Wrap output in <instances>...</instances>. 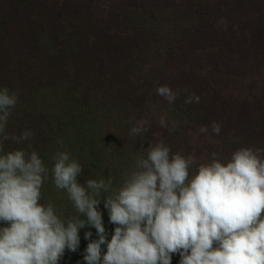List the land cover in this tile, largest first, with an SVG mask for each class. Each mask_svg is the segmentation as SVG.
<instances>
[{
    "label": "rangeland",
    "instance_id": "obj_1",
    "mask_svg": "<svg viewBox=\"0 0 264 264\" xmlns=\"http://www.w3.org/2000/svg\"><path fill=\"white\" fill-rule=\"evenodd\" d=\"M1 8L10 14L0 13V88L19 93L6 131L21 135L22 120L36 109L33 120L55 132L60 110L85 115L80 128L90 148L70 155L84 176L93 169L98 181L115 175L121 186L137 153L161 140L172 153L192 155L193 168L214 152L227 161L241 147L264 150V0H0ZM163 85L177 94L173 103L157 94ZM193 94L200 102L185 104ZM43 111L52 116L42 118ZM140 121L148 131L131 136ZM54 188L48 179L45 193ZM86 247L79 245L82 256ZM180 259L173 254L172 264Z\"/></svg>",
    "mask_w": 264,
    "mask_h": 264
},
{
    "label": "clouds",
    "instance_id": "obj_2",
    "mask_svg": "<svg viewBox=\"0 0 264 264\" xmlns=\"http://www.w3.org/2000/svg\"><path fill=\"white\" fill-rule=\"evenodd\" d=\"M168 103L177 94L168 86L156 89ZM18 91L0 88V264H60L65 250L77 251L80 230L89 243L86 264H264V150L241 147L222 161L212 153L209 162L193 168L195 158L172 153L163 140L137 153L134 169L125 173L121 186L109 193L112 180L78 177L83 169L64 150L52 157L56 188L67 193L78 215L63 221L51 203H41V189L49 169L33 150L4 151V143L21 144L30 130L9 135L6 126L18 102ZM185 104L199 103L190 95ZM146 121L130 130L146 133ZM159 123L168 126L164 116ZM172 122L169 131H175ZM218 135L221 125L211 124ZM201 134L208 132L201 126ZM63 147V141H57ZM31 147V145H29ZM103 203L115 225L111 239L98 206ZM81 216L86 219H81ZM102 245L106 252L102 254Z\"/></svg>",
    "mask_w": 264,
    "mask_h": 264
},
{
    "label": "trees",
    "instance_id": "obj_3",
    "mask_svg": "<svg viewBox=\"0 0 264 264\" xmlns=\"http://www.w3.org/2000/svg\"><path fill=\"white\" fill-rule=\"evenodd\" d=\"M18 3L20 4L21 2H18ZM1 4H4V2H2ZM22 5L19 6V8L26 10V8ZM30 11L33 12L32 10H30ZM1 12L5 14L4 15L5 17H8L7 14H10L9 12H6L4 8L0 9V13ZM3 24H4V26H1ZM5 25H6L5 20L0 17V35L3 32V30H4V32L6 31ZM1 28L3 29L2 32H1ZM60 111H61V113L59 112L58 116L63 114L64 120L62 121L60 127L58 129H56V132H55V127H54L55 125L54 124L45 123L43 120H41L39 122L37 120H33L39 116L38 113H40V115H41V111H38L36 109V113H34L33 119H31L30 117H26L22 120L23 128L21 129V132H20L22 134L24 130H30V128H32L33 125L29 126V122L31 120H33L35 126H37V127H36V129H34L35 133L32 132V134H33L32 137L29 140L24 141L21 144H16L12 141H6L4 143V151L8 152V151H14V150H18V149L27 150V151L28 150L29 151L35 150L39 156L41 154H44L45 160H46V155L48 154V160L50 162L48 165L46 163L45 166L49 169V174H48L47 179L44 181L42 189H41L42 199L40 202L45 203V204L51 203L49 196L52 194L54 196V198L57 199L51 203L54 207V210L56 211L57 215L60 217L61 220L67 221L69 218L78 215L76 209L73 206V202L71 200H69L67 193L63 190L56 188V187L54 189H51L49 191V194L48 193L46 194L44 191V186L46 184V181L48 179L52 178L51 169H52L53 164H54L52 157L57 150L67 151L71 155L72 152H83L86 148H90V147H84L85 142H86V138H87V135H86L87 133H85L81 129V128L85 129V126H84L85 115H81V114L77 115L76 113H73V112L68 113L67 110H65V109H62ZM42 115H43L42 118H50L52 116L48 111H43ZM17 118H18V116H17ZM11 123H12V121L7 123L8 127H10ZM75 127H77L79 129L78 136L80 138L78 136L74 137L75 135H77V130L75 129ZM46 129L51 130V132H48ZM8 131H9V129L7 130V133H8ZM169 133H170V136H172L174 133H177V131L176 132H169ZM59 140L63 141V147L62 148H61V145L57 143V141H59ZM29 145H31V147H29ZM90 153L92 154L93 152L90 151ZM82 169H83V167H82ZM94 171L95 170H93V169H90L88 171L91 174V176H84L85 174H84V172H82V174L78 177V182L83 185L85 183V180L95 179L94 177L100 176V174H96V173H94ZM106 172L107 171H105V172L101 171L100 173L102 176H104L105 174H107ZM92 176H94V177H92ZM110 179L112 180V187L109 190V193H106L107 195L111 194L112 191H115L116 189H118L120 187V185H118L117 176L113 175ZM96 180H98V179H96ZM102 203H103V197L101 198V203L98 206V210L102 212L104 226L108 227V226H106V220H105L106 211L104 208L101 207ZM81 219H86V217L81 216ZM107 224H110V222ZM110 226H113L110 228V231L113 228V233H114L115 225L110 224ZM106 230H107V228H106ZM88 231L92 232V237H91L92 240L98 239L97 234H96V229L91 227V226H86L85 228H82L80 230V233H79L80 240L83 241V242H80V245H84V246L88 245L89 240L85 239V233ZM108 239L109 240L111 239V235H108ZM80 250L81 249L78 248L77 251H75L73 253L71 250L66 249L63 257L60 260V264H84V262H85L84 257L80 254ZM103 252H106V245H102V254H103ZM80 256H81V259H80ZM62 259L65 260V263H64V260H62ZM85 264H86V262H85Z\"/></svg>",
    "mask_w": 264,
    "mask_h": 264
}]
</instances>
